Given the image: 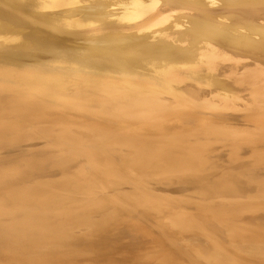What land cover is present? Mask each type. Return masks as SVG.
<instances>
[{
  "label": "bare ground",
  "instance_id": "obj_1",
  "mask_svg": "<svg viewBox=\"0 0 264 264\" xmlns=\"http://www.w3.org/2000/svg\"><path fill=\"white\" fill-rule=\"evenodd\" d=\"M264 0H0V264H264Z\"/></svg>",
  "mask_w": 264,
  "mask_h": 264
},
{
  "label": "rangeland",
  "instance_id": "obj_2",
  "mask_svg": "<svg viewBox=\"0 0 264 264\" xmlns=\"http://www.w3.org/2000/svg\"><path fill=\"white\" fill-rule=\"evenodd\" d=\"M258 213H261V211L259 210V212ZM261 214H264V212H262Z\"/></svg>",
  "mask_w": 264,
  "mask_h": 264
}]
</instances>
